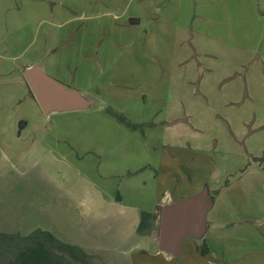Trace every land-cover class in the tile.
I'll list each match as a JSON object with an SVG mask.
<instances>
[{"label": "rangeland", "instance_id": "1", "mask_svg": "<svg viewBox=\"0 0 264 264\" xmlns=\"http://www.w3.org/2000/svg\"><path fill=\"white\" fill-rule=\"evenodd\" d=\"M28 67L85 106L45 112ZM263 157L264 0H0V234L49 231L100 264H264V190L240 191ZM179 186L217 189L231 225L177 259L136 228Z\"/></svg>", "mask_w": 264, "mask_h": 264}, {"label": "water", "instance_id": "2", "mask_svg": "<svg viewBox=\"0 0 264 264\" xmlns=\"http://www.w3.org/2000/svg\"><path fill=\"white\" fill-rule=\"evenodd\" d=\"M24 79L31 95L45 111H67L85 106L78 96L47 77L40 68L29 67ZM211 201L206 189L161 208L158 228V250L181 258V244L186 239H199L207 229Z\"/></svg>", "mask_w": 264, "mask_h": 264}, {"label": "trees", "instance_id": "3", "mask_svg": "<svg viewBox=\"0 0 264 264\" xmlns=\"http://www.w3.org/2000/svg\"><path fill=\"white\" fill-rule=\"evenodd\" d=\"M122 119V118H121ZM122 121L125 122L124 119ZM129 125L128 123H126ZM264 160V157L262 158ZM209 195L211 193L209 192ZM159 212L142 211L136 228L138 234H147L159 228ZM206 255L204 246L198 249ZM0 264H100L83 248L56 238L49 231L33 230L27 235L19 233L0 234Z\"/></svg>", "mask_w": 264, "mask_h": 264}, {"label": "crops", "instance_id": "4", "mask_svg": "<svg viewBox=\"0 0 264 264\" xmlns=\"http://www.w3.org/2000/svg\"><path fill=\"white\" fill-rule=\"evenodd\" d=\"M58 83H60V82H58ZM60 84L62 86H64L63 82H61ZM241 176H243V175H241ZM258 188L259 189L261 188L262 190H264V176H262V175H253V176L247 177V178L245 177V179H243L241 181V184H240V191L243 194L246 195V199H247V197H257L259 195V193H260V192L257 193V189ZM200 189L201 188L199 186V187L195 188L194 192L185 194V192H184L185 190L181 186H179L174 193H172V194L166 193L164 196H162V198L159 201V203L156 204L155 206H157L158 209L161 210V208L164 207L165 205H171V204L175 203L176 201H178V200H180L182 198H185L187 196L193 195V194L197 193L198 191H200ZM206 190H207V192L209 194L210 191L207 188H206ZM216 190H213L212 192H210L211 195H209V198H210V201H211L212 205H211V208L209 209V211L207 213V224H206L207 229H206V233L208 232V230L210 228L209 224H211V227L214 230V232H217V231L221 230L222 228L225 229L224 227L226 225H228V224L231 225L230 223H228V219L226 218V216L220 213V208H217V205L214 208L215 203L213 202L212 196L214 195L213 193H216L215 192ZM241 201L243 202L242 199H241ZM254 201H255V204H256L255 207H250L249 206V208H245L244 207V209H240L241 216H242V218L244 219L245 222H249V223L252 222L253 223L254 220L258 221L259 217L257 218L258 213H256V211H257V208H256L257 207V203H256L257 200L255 199ZM155 211L156 210H154L153 212H155ZM229 219H231L230 216H229ZM247 228H251V227H247ZM247 228H244V236H245V232H246ZM212 235L215 236V234H212ZM240 235L242 236V230L241 229H240ZM186 240H188V239H186ZM184 241L181 244V254H182V250H183ZM213 242H211L209 240L208 241V245H207L208 246L207 247L208 253L210 255H212L214 253V250L212 248V246H213L212 243ZM190 246H192V245H190ZM192 248H194V247H192ZM194 253H195L196 256L199 257L198 253L196 254V250L194 251ZM181 257H182V255H181ZM199 259L204 261V259L201 258V257H199Z\"/></svg>", "mask_w": 264, "mask_h": 264}]
</instances>
